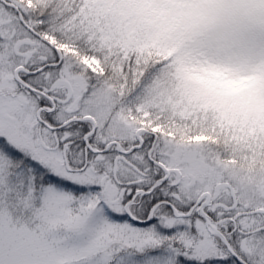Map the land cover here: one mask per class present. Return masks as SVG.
Segmentation results:
<instances>
[{"label": "snow or ice", "instance_id": "snow-or-ice-1", "mask_svg": "<svg viewBox=\"0 0 264 264\" xmlns=\"http://www.w3.org/2000/svg\"><path fill=\"white\" fill-rule=\"evenodd\" d=\"M0 264H264V0H0Z\"/></svg>", "mask_w": 264, "mask_h": 264}]
</instances>
